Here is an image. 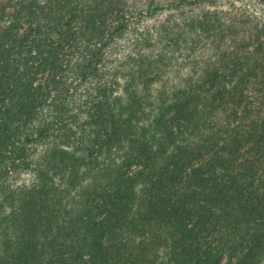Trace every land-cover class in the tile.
<instances>
[{"label": "trees", "instance_id": "trees-1", "mask_svg": "<svg viewBox=\"0 0 264 264\" xmlns=\"http://www.w3.org/2000/svg\"><path fill=\"white\" fill-rule=\"evenodd\" d=\"M0 264H264V0H0Z\"/></svg>", "mask_w": 264, "mask_h": 264}]
</instances>
